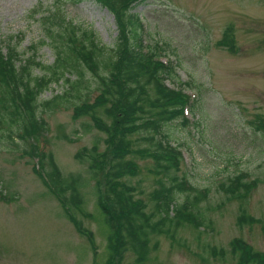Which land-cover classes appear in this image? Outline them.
<instances>
[{
	"label": "rangeland",
	"instance_id": "1",
	"mask_svg": "<svg viewBox=\"0 0 264 264\" xmlns=\"http://www.w3.org/2000/svg\"><path fill=\"white\" fill-rule=\"evenodd\" d=\"M131 12L143 20L146 42L161 45L163 60L177 65L174 86L191 96L186 118L166 126L167 138L184 154L178 178L209 193L199 204L205 225L187 223L174 233V224L167 221L172 234L152 236L145 262H138L137 254L129 250L116 264H237L230 246L235 237L264 253V0H138ZM64 18L79 29L92 30L101 44L114 47L118 25L113 13L97 0H0L4 51L10 41L27 57L36 46L37 60L52 65L56 53L48 29L65 31ZM33 73L41 76L47 70L38 65ZM77 73L70 74L72 83ZM83 74L78 90L64 77L40 95L38 112L45 117V126L39 150L28 156L24 150L31 148L29 141L17 134L6 141L8 132L0 133V180L4 191L15 196L14 201H0V264H107L108 240L99 219L95 180L81 189L83 209H74L94 233L93 248L33 169L39 164L50 170L43 152H52L63 174L86 177L87 163L75 154L97 141L105 148L106 135L94 127L90 116L73 118L74 103L84 98L93 101L100 91L92 73L84 69ZM56 95L64 96L58 99L59 108L43 105ZM139 163L140 172L126 181L151 210V192L159 186L153 161ZM243 172L247 180L258 178L260 183L246 197H231L221 184ZM177 197L181 199L180 193ZM242 210L254 220L239 224Z\"/></svg>",
	"mask_w": 264,
	"mask_h": 264
},
{
	"label": "trees",
	"instance_id": "2",
	"mask_svg": "<svg viewBox=\"0 0 264 264\" xmlns=\"http://www.w3.org/2000/svg\"><path fill=\"white\" fill-rule=\"evenodd\" d=\"M97 1L113 13L118 25L114 47L101 44L92 30L79 29L64 18L65 31L48 29L56 59L52 65H44L37 60L36 46L30 56L24 57L18 45L10 41L4 51L6 40L0 36V133L8 132L5 140L6 137L16 139L13 134H17L21 140L29 141L31 148L24 150L28 156L31 151L39 150V137L45 126V117L38 112L40 95L64 77L71 81L72 72H78L75 82L71 81V87L78 90L84 69L90 71L99 82V94L93 101L84 98L81 103L75 102L73 118L90 116L94 127L106 135L105 148L101 149L97 141L75 154L77 160L87 163L86 177L80 173L63 174L52 152H43V161L47 162L49 157L50 170L44 167L40 170L39 164L33 169L93 248L94 233L76 217L74 209H83L85 199L81 189L88 181L95 180L99 219L108 240L107 264L119 263L129 250L142 263L149 258L153 235L172 234L173 230L166 228L167 221L174 224V233L187 223L198 228L205 225L207 219L199 211V204L209 190L178 178L182 153L166 140L165 131L173 120L184 115L189 97L165 83L176 74L171 66L163 65L141 50L142 21L138 14L131 12L138 0ZM38 65L44 66L47 73L34 75L33 68ZM62 97L56 95L43 105H50L52 110L59 108L58 99ZM148 158L153 161L152 173L159 185L151 192L154 205L151 210L145 200L136 196V187L126 181L140 172L139 160ZM244 174H236L229 183H222V189L231 197H246L260 180H247ZM14 200V194L6 193L0 180V201ZM157 213L160 218H156ZM253 220L245 210L238 217L239 224ZM230 246L237 264H264V253L255 250L246 240L235 237Z\"/></svg>",
	"mask_w": 264,
	"mask_h": 264
}]
</instances>
